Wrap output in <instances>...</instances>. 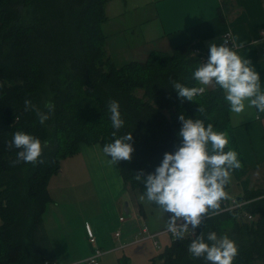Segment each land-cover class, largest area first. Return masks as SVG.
I'll use <instances>...</instances> for the list:
<instances>
[{"label": "trees", "instance_id": "1", "mask_svg": "<svg viewBox=\"0 0 264 264\" xmlns=\"http://www.w3.org/2000/svg\"><path fill=\"white\" fill-rule=\"evenodd\" d=\"M223 1L227 9L231 0ZM108 2L0 0V102L8 122L0 130V264H49L34 241L52 201L49 180L59 171L61 160L77 153L82 142L103 147L113 142L110 100L119 102L125 121L117 136L131 132L133 137L131 161H120L117 167L125 183L142 192L144 185L135 175L143 172L146 178L164 153L177 149L180 115L204 119L214 130L228 133V147L242 164L233 175L242 187L244 203L206 217L196 236L226 231L238 246L234 264H264V186L250 185L224 91L219 86L207 88L204 95L188 101L178 98L172 87L173 80L199 86L193 72L202 61L204 45L191 40L170 52L154 50L144 61L118 66L105 47ZM26 99L42 111L47 101L55 105L44 125L35 112L24 110ZM16 131L46 144L44 163H15L18 150H8L7 144ZM229 187L230 183L226 192ZM139 212L144 213L141 204ZM245 212L253 218H245ZM192 239L171 238L146 264H207L188 253Z\"/></svg>", "mask_w": 264, "mask_h": 264}, {"label": "crops", "instance_id": "2", "mask_svg": "<svg viewBox=\"0 0 264 264\" xmlns=\"http://www.w3.org/2000/svg\"><path fill=\"white\" fill-rule=\"evenodd\" d=\"M113 1L107 3L109 19L103 23V30L107 35L105 47L116 65L144 61L154 50L170 52L191 40L201 42L209 55V45L223 43L224 32L231 28L235 51L252 61L261 76L257 95L264 94V0H231L227 9L223 0H157L158 7L146 22L152 24L142 30L136 42L128 34L130 20L116 8L119 2L112 6ZM230 120L249 168L250 185L264 186V110L246 106L244 113L231 112ZM7 126L0 102V130ZM68 157L61 160L59 171L49 180L52 201L34 232L36 247L48 262L88 264L83 260L93 246L86 235V224L93 228L97 244L105 251L100 264H146L157 254L156 248L160 250L170 243V234L163 232L169 214L161 216L157 207L140 201L143 192L125 183L117 164L109 163L111 158L104 154L100 143L82 142L79 151ZM251 180L258 183L252 184ZM240 195L242 190L229 199ZM140 204L144 213L139 212ZM144 226L157 236L131 243L144 235ZM118 230L120 239L115 236Z\"/></svg>", "mask_w": 264, "mask_h": 264}, {"label": "clouds", "instance_id": "3", "mask_svg": "<svg viewBox=\"0 0 264 264\" xmlns=\"http://www.w3.org/2000/svg\"><path fill=\"white\" fill-rule=\"evenodd\" d=\"M193 79L199 86L187 87L173 80L172 87L178 98L194 101L202 96L210 86H219L225 93V100L234 114L244 113L247 108L264 110V94L257 95L260 73L255 70L252 61L240 55L224 40L217 45H209L206 62L201 63L193 72ZM247 101V105L246 102ZM42 111L30 99L24 101V110L33 111L44 125L50 119L55 105L51 101L44 104ZM113 142L103 147V152L111 159L110 164L131 161L134 148L132 133L117 136L124 127L120 105L110 100L108 105ZM204 109L199 106L198 112ZM182 127L177 133L181 143L174 152H166L161 163L146 178L143 172L135 179L144 185L140 201L153 204L161 216L166 214V228L177 239L183 240L185 234L200 227L205 218L219 215L222 202L229 199L226 187L235 170L242 167L238 153L229 146L226 131H216L211 123L204 119L178 117ZM46 144L38 137L24 131H16L8 142L7 148L18 150L15 163L42 164ZM227 149V150H226ZM188 253L194 258H203L207 264H234L238 255L236 242L227 234L218 235L209 231L205 236H195L188 245Z\"/></svg>", "mask_w": 264, "mask_h": 264}, {"label": "rangeland", "instance_id": "4", "mask_svg": "<svg viewBox=\"0 0 264 264\" xmlns=\"http://www.w3.org/2000/svg\"><path fill=\"white\" fill-rule=\"evenodd\" d=\"M156 1L157 0H116V1H113V3H111L112 6H115V3L119 2L117 3L116 8L122 10L124 18H126L127 20H130L129 23L132 26L130 24H129L130 26L128 25L130 27L128 28V34H129V37L133 39L135 42L138 36L139 37L142 36L143 34L142 30L146 28V26H151L152 23L146 25V22L148 21L150 15L154 12V9L158 7V4L156 5L157 3ZM113 11H114V8L112 10V13H114ZM137 92L139 94H142L141 89H138ZM71 158L72 157H68L67 159L71 160ZM252 180H253V176H252ZM253 182L255 181L253 180ZM253 182L252 184L258 183V182L256 183H253ZM241 190H242L241 186L238 184L237 180H235V177L232 174L231 180H230V187L227 191L229 198L234 197V196L236 197V195L239 194ZM232 200H231V203H232ZM224 234H226V231ZM164 245H165L164 243H161V246H164ZM160 250L156 248L154 253H158Z\"/></svg>", "mask_w": 264, "mask_h": 264}, {"label": "built area", "instance_id": "5", "mask_svg": "<svg viewBox=\"0 0 264 264\" xmlns=\"http://www.w3.org/2000/svg\"><path fill=\"white\" fill-rule=\"evenodd\" d=\"M224 40H227L229 42V46H232L234 48V50L237 49V45L234 42L233 33H232V29L231 28H228L224 32L223 41ZM261 40H263V42H264V34L262 35ZM263 53H264V48H263ZM207 57H208V54L205 52L204 55L202 56V61L206 62ZM243 203L244 202L242 200L239 201L236 198H234L232 200V203H231V201L230 202L229 201H224L222 209L223 210H227V209H230V208H235V207L241 206ZM243 216L245 218H248V219H252L253 218V216L251 214L247 213V212H245L243 214ZM123 219H124V216H121L120 220H123ZM85 230H86V235H87L88 241L93 246V249H92L91 254L88 257H86L83 261H85L88 264H100L101 257L103 256L105 251L97 244V238H96L95 232H94L93 228L89 224L85 225ZM197 231H198V228L195 230V233L193 235H192L191 232H188V233L185 234V236L186 237H190V238H194L197 235ZM163 232L169 233L171 238H175L173 236V234L170 231L167 230V228H165L163 230ZM142 233H144V235L140 239L135 238L134 240H131V243L135 242L137 240L144 239L146 237H151V238L154 239L155 236H157V234L150 233L147 226H144L142 228ZM115 236L118 239H120L121 233H120L119 230L116 231ZM128 243H130V242H128ZM154 243H155V245L158 244V242L156 240L154 241ZM80 263H81L80 261H77V262H73V263H70V264H80ZM49 264H57V263H50L49 262Z\"/></svg>", "mask_w": 264, "mask_h": 264}, {"label": "water", "instance_id": "6", "mask_svg": "<svg viewBox=\"0 0 264 264\" xmlns=\"http://www.w3.org/2000/svg\"><path fill=\"white\" fill-rule=\"evenodd\" d=\"M243 199V196H238L237 200H242Z\"/></svg>", "mask_w": 264, "mask_h": 264}]
</instances>
